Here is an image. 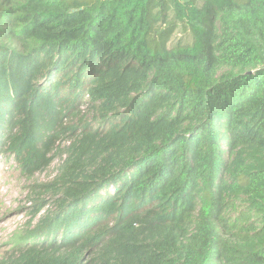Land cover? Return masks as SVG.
Masks as SVG:
<instances>
[{
    "label": "trees",
    "instance_id": "obj_1",
    "mask_svg": "<svg viewBox=\"0 0 264 264\" xmlns=\"http://www.w3.org/2000/svg\"><path fill=\"white\" fill-rule=\"evenodd\" d=\"M65 134L0 264H264V0H0V148Z\"/></svg>",
    "mask_w": 264,
    "mask_h": 264
},
{
    "label": "rangeland",
    "instance_id": "obj_2",
    "mask_svg": "<svg viewBox=\"0 0 264 264\" xmlns=\"http://www.w3.org/2000/svg\"><path fill=\"white\" fill-rule=\"evenodd\" d=\"M73 141L69 134L49 146L45 159L33 167H23L13 154L0 148V261L11 255L16 233H26L55 209L54 184L59 167Z\"/></svg>",
    "mask_w": 264,
    "mask_h": 264
}]
</instances>
